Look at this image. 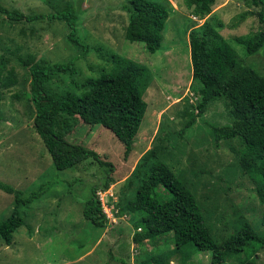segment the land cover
Segmentation results:
<instances>
[{"label": "rangeland", "instance_id": "obj_1", "mask_svg": "<svg viewBox=\"0 0 264 264\" xmlns=\"http://www.w3.org/2000/svg\"><path fill=\"white\" fill-rule=\"evenodd\" d=\"M122 1L0 0L6 9L26 15H47L70 2L76 14H83L77 24L81 40L89 46L111 48L145 65L152 76L151 85L143 94L147 109L128 157L107 128L99 124L89 126L76 119L56 130L67 141L94 150L111 166L89 158L74 167L57 170L35 132L32 106L22 97L12 96L29 89L27 70L17 58L32 55L35 61L45 60L49 65L76 59L77 74L62 73L51 80L53 90L64 88L76 93L80 92L71 78L81 81L97 77L102 66L108 64L105 56L95 49L82 55L68 39L69 28L63 21L47 18L13 21L0 12V53L6 48L10 51L5 68L18 78L12 87L0 82V181L22 189L26 197L39 192L31 203L20 205L23 223L13 233L11 244L0 239V264H142L153 255L167 254L173 247L172 233L156 243L143 238L136 243L133 240L138 231L133 225L136 216L124 210L114 214L121 203L134 196L139 183L129 187L130 174L143 161L145 153L154 148L165 150L157 152L153 159L165 163L192 191L217 241L236 232L245 222L264 233V205L256 196L257 183L239 163L240 138L216 142L208 125L233 124L235 118L228 100L213 99L190 127L182 129L192 111L197 112L195 105L200 99L191 88L194 81L188 34L204 20L190 15L184 0H156L166 3L169 16L162 30L161 47L149 53L142 43L125 38L126 13L107 8ZM259 12L264 18V0L258 7L246 5L242 0H215L208 20L211 18L219 26L236 50L240 64L264 68V46L247 55L244 42L238 38L264 28ZM2 71V75H7ZM107 171L112 180L105 187ZM93 187L107 218L104 227L92 225L82 213ZM13 206V194L0 189V220L10 215ZM255 250L256 264H264V244ZM247 257L246 252H239L222 264H243ZM166 262L211 264L210 252L196 251L185 259L181 254L168 253Z\"/></svg>", "mask_w": 264, "mask_h": 264}, {"label": "trees", "instance_id": "obj_2", "mask_svg": "<svg viewBox=\"0 0 264 264\" xmlns=\"http://www.w3.org/2000/svg\"><path fill=\"white\" fill-rule=\"evenodd\" d=\"M214 1L184 0L190 15L198 21H204L198 27L192 28L188 34L194 81L191 88L200 99L195 105L197 112L193 114L192 111L182 129L190 127L197 116L206 111L213 99L228 100L235 118L233 124L208 125L216 142L233 137L240 138V166L257 183L256 196L264 205V68L239 63L236 50L219 31V26L211 22V18L208 20ZM242 1L255 7L263 4V0ZM107 8L119 9L126 13L127 24L124 33L128 41L142 43L149 53H154L161 47L162 30L169 16L166 3L156 0H123L108 5ZM0 12L13 21L30 22L44 18L63 21L69 28L68 39L80 49L82 55L95 49L105 56V63L108 64L102 66L97 77H85L81 81L70 77L80 92L76 93L64 88L53 90L51 84L52 78L58 74H77L79 70L75 66L76 59L49 65L45 60L35 61L32 55L17 58L19 65L27 70L29 89L25 88L12 96L18 99L22 97L32 106L35 132L42 139L54 167L63 170L89 158L101 165L109 164L102 161L94 150L67 141L56 130V127L76 119L89 126L99 124L107 128L120 141L124 156L128 157L147 109L143 94L151 85L152 76L149 69L111 48L105 49L103 45L89 46L81 40L79 34L77 35V24L83 14H76L70 2L66 3L65 8L47 15H26L1 5ZM258 14L261 20H264L262 13ZM238 38L244 42L247 55L255 54L264 46V28ZM10 55L7 48L0 53V82L2 86L12 87L18 83V78L15 72L5 68V59ZM2 70L7 75H2ZM157 152L164 153L165 150L154 148L146 152L143 161L132 171L128 186L137 182L139 185L134 196L121 203V208L114 212L118 215L124 210L136 216L133 224L135 230H138L133 236L136 243L143 239L156 243L162 236L172 233L173 247L167 254L161 252L141 263L167 264L168 253L181 254L185 259L193 252L209 251L211 264H222L226 262L227 257L244 251L248 257L247 261L242 263L256 264L255 249L263 246L264 233L260 234L258 228L245 222L236 232L217 241L206 224L195 195L165 163L153 159ZM150 161L151 164L147 166ZM111 180L107 171L105 187ZM0 189L14 196L10 215L0 220V239L9 245L13 233L23 223L20 205L31 203L38 197L39 192H31L26 197L22 189L1 181ZM95 191L96 188L93 187L92 195L84 203L82 213L92 225L104 227L107 218Z\"/></svg>", "mask_w": 264, "mask_h": 264}]
</instances>
